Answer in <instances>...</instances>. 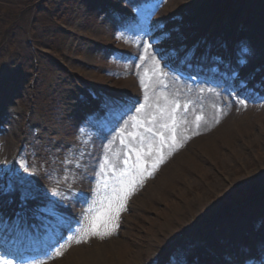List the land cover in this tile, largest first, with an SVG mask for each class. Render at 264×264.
<instances>
[{"label":"rangeland","instance_id":"1","mask_svg":"<svg viewBox=\"0 0 264 264\" xmlns=\"http://www.w3.org/2000/svg\"><path fill=\"white\" fill-rule=\"evenodd\" d=\"M59 1H49L56 7L51 9L53 25L39 28L42 35L52 32L44 43L52 42L54 50L34 48L36 58L29 65L21 55L24 49L30 53L25 46L33 13L27 8L16 19L18 8L0 7V143L4 144L0 188L16 191L23 204L38 205V213L51 224L55 213L67 215L66 208L74 204L71 216L80 215L82 224L66 237L63 247H55L62 255H51L45 264H68V249L78 246L77 256L95 253L92 264H164L166 252L181 262L208 256L218 263L215 239L229 251L251 236L253 223L264 228V195L249 199L255 194L249 190L254 182L264 193V98L258 93L264 84L255 83L264 80V31L242 18L248 7L256 11L261 7L247 0H104L106 4L97 1L101 8L96 9L92 0ZM45 9L46 5L42 12ZM223 9L226 13L220 18ZM260 16L264 17L263 11ZM195 36L203 51L211 50L210 39L216 48H224L223 53L231 45L240 67L236 81L228 86L229 107H221L218 88L207 89L213 99L209 101L210 93L186 88L164 67L169 56H178ZM243 47L250 51L241 63ZM16 53L20 60L14 58ZM19 66L25 74L20 80ZM249 69L256 70V77L235 90ZM15 77L9 89L1 86V79ZM253 85L261 89L253 90V99H248L243 92ZM165 96L181 105L175 113L174 142L170 129L160 127L157 104L165 106ZM96 108L106 113V122L117 125L114 133H105L103 119H93L99 113ZM130 108L131 114L122 118ZM153 115L157 120L150 125L147 121ZM198 115L203 117L199 127ZM147 127L165 137L163 145L159 135L153 138L150 154L148 144L141 147L139 140L151 135ZM121 178L133 181L127 200L135 196L122 226L118 216L108 225H116L112 235L104 239L89 235L77 244L74 237L94 216L106 212ZM141 187V194H136ZM239 191H244L246 202L235 206ZM87 193L90 202L84 204L81 199ZM170 202L177 205L168 206ZM231 262L228 255L223 264Z\"/></svg>","mask_w":264,"mask_h":264},{"label":"snow or ice","instance_id":"2","mask_svg":"<svg viewBox=\"0 0 264 264\" xmlns=\"http://www.w3.org/2000/svg\"><path fill=\"white\" fill-rule=\"evenodd\" d=\"M148 47H150V45L145 46V52H147ZM249 51L250 50L247 47L241 48V50H240V53H241V61L240 62L241 63L244 62L243 56L245 54H249ZM161 83H162V80H161ZM142 85H143V81H142ZM164 87H167V85L164 84ZM164 100H165V106L161 107L159 105V103L157 104V110L159 113V118L162 121V123H160V127L170 129V131L172 132V139L174 142L175 141V130L178 127V122H177L175 113L178 110H180L181 105H180L179 101L176 100L175 98L169 99L167 96H165ZM141 107L143 108L144 105H142ZM183 107H184V110L186 111L189 108V104L185 103ZM137 111H139V109ZM202 119H203V117L199 116V115L195 117V121L197 122L196 123L197 127H199V121ZM156 120H157V116L153 115L151 117V119L147 121V123L151 125ZM140 126L141 127L144 126L143 122L140 123ZM145 131L148 133H151V135L148 137L140 136L139 140H140L141 147H143L145 143L148 144L149 154H150L153 138L156 135H159L160 140H161V144L163 145V143L165 142V137H164L163 133L155 132L153 130V127H147V128H145ZM121 143H123V140L121 141ZM136 155H137V160L140 161L141 160L140 152H137ZM160 159L162 160L163 157H161ZM125 163H127V161H125ZM21 166L25 168V171L28 170L27 165L22 164ZM155 166L156 165L153 164V168H155ZM150 174L151 173H149V175ZM124 175H126V173H121V177H123ZM117 184H118V186L113 187L114 196L109 198L106 212L104 214H102L101 217H95L94 216L91 223L88 226L81 228L78 235L76 237H74L75 242L77 244L81 243L82 241L86 242V239L89 235L97 236L101 239H104V238L112 235V231L116 227V225L112 224L111 228L108 227V225H109V223H111L112 220H114L115 218H118L120 211L125 210L124 201H126L128 196L131 194V186L133 184V181H131V180L125 181L121 178L120 180L117 181ZM121 193H123V195H121ZM54 195H57V193H54ZM101 229H103V230H101ZM46 254L51 255V252L49 251ZM55 255L61 256L62 251L56 250ZM0 264H14V260L6 258L4 255H0ZM30 264H45V261L43 259L33 260L30 262Z\"/></svg>","mask_w":264,"mask_h":264},{"label":"bare ground","instance_id":"3","mask_svg":"<svg viewBox=\"0 0 264 264\" xmlns=\"http://www.w3.org/2000/svg\"><path fill=\"white\" fill-rule=\"evenodd\" d=\"M212 53H214V51H212ZM210 55H209V53H208V57H209ZM186 63V62H185ZM187 65H188V62L186 63ZM217 64H218V62H217ZM211 68H213V67H215L216 66V61L214 62V61H212V63H211ZM235 66V65H234ZM236 67V66H235ZM227 69V68H226ZM232 69H234V67L231 65L227 70H232ZM227 70H221V74H223L224 75V77H226L228 74H229V72L227 71ZM250 72V70H248L247 72H245L244 73V76H248V74H249V78H251V77H256V76H253V73L252 74H250L249 73ZM221 78L222 79V81H226L227 79L226 78ZM246 82V79H244L243 80V83H245ZM257 82V80H255V83ZM242 83V84H243ZM253 89H257L256 87H254ZM251 91V89H248L247 90V92H250ZM2 109V108H1ZM4 109V108H3ZM224 125H225V123L223 124V125H221L220 126V129H222L223 127H224ZM261 128H262V126H261ZM95 139V138H94ZM6 142H7V145L10 143V141H8V139H6L5 140ZM198 142H202V139L201 138H199L198 139ZM84 185V184H83ZM149 185V184H148ZM83 188H85V185L83 186ZM84 190H86V189H84ZM169 205L168 206H175V205H177V203L176 202H170V203H168ZM76 208L75 207V205L74 204H72L71 206H68V208H66V210H67V217H71V218H76V217H74V216H71V214H74L76 211H75V209L74 208ZM182 212V210H180L179 211V213H181ZM56 216L58 217V214L56 213ZM178 216L179 215H176V219L178 218ZM59 217H62V215L60 214L59 215ZM121 232V231H120ZM121 234V233H120ZM120 240H119V238L117 239V240H115V243H116V246H117V249H120L121 248V244H120V242H119ZM80 248H81V246H78V247H71V248H69L68 249V252L66 253V255H65V257H67L66 259H69V260H66V262H68V264H92L93 262V260L95 259V253L94 252H91V253H81V255L80 256H77L78 254H79V252H80ZM104 251H105V249H103ZM93 251V250H92ZM74 257H76V258H74ZM96 257H98L97 259H98V261H100V257L98 256V255H96ZM58 258V257H57ZM63 259V258H62ZM73 259V260H72ZM61 260V259H60ZM64 264V263H63Z\"/></svg>","mask_w":264,"mask_h":264},{"label":"trees","instance_id":"4","mask_svg":"<svg viewBox=\"0 0 264 264\" xmlns=\"http://www.w3.org/2000/svg\"><path fill=\"white\" fill-rule=\"evenodd\" d=\"M49 1L51 0H17L16 2L23 5L22 9L17 12V17L21 18L20 14L24 13L26 9L28 8L32 13L35 12L34 18H33V30H32V40L34 43L38 39L39 35V28L41 26H45V23H47L49 26L53 25L54 23V15L52 12L53 5ZM257 1V0H255ZM260 6L264 8V0H258L257 1ZM46 5L45 11L42 12V8ZM42 12V13H41ZM40 16V17H39ZM22 19L24 20L25 17L22 15ZM38 33V34H37ZM40 43L37 44L39 46Z\"/></svg>","mask_w":264,"mask_h":264}]
</instances>
